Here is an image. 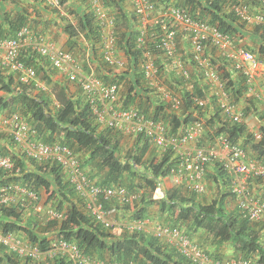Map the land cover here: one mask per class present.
I'll return each mask as SVG.
<instances>
[{"label":"trees","instance_id":"1","mask_svg":"<svg viewBox=\"0 0 264 264\" xmlns=\"http://www.w3.org/2000/svg\"><path fill=\"white\" fill-rule=\"evenodd\" d=\"M22 1L0 0V37H14L18 29L28 26L34 33L46 35L57 42L61 35L55 33L52 36L50 31L51 27H57L53 30H60L65 39L61 49L78 62L82 72L84 70L85 74L92 73L101 82L118 86L121 108L134 107L149 119L167 123L172 132L190 124L196 116L202 117L206 122V139L211 134H224L232 144L245 150L249 159L257 160L264 166V125L259 127L257 134L260 137L257 139L245 122L233 124L224 121L213 97H208L198 83H195L190 95L180 89L181 80L172 67L167 65L163 54L153 48L150 49V58L162 83L175 85L174 91L183 93V107L179 114L169 111L160 99L157 102L158 98L145 84L143 66L146 58L136 47V23L131 12L124 9L125 0H105L106 7L116 16L115 49L121 51L126 59L123 69L103 61V41L99 27L95 24L85 0H59L63 15L44 5L39 4L40 8L34 6V3H42L40 0H28V6ZM168 4L172 2L158 0L157 8ZM172 5L187 9L193 20L216 27L238 45L246 40L247 44L242 47L264 63V25H247L234 14L231 4L225 0H176ZM253 9L264 16V4L256 2ZM68 12L73 16L74 23L66 19ZM46 15H51L52 19L41 22L40 19ZM179 37L177 41L180 40ZM184 46L189 45L185 43ZM178 53L189 65L190 55L181 47H178ZM22 60L35 67L37 76H41L46 84L51 85V77L57 70L52 69L48 61L29 51L23 53ZM215 63L226 80L229 100L234 104H246L244 118L253 115L262 121L264 118L258 114L255 104L257 99L248 98L246 95L247 88L243 77L229 71V64L224 58L216 57ZM1 70L0 92L3 95L0 96V113L20 114L27 120L38 141L66 147L77 158L80 169L94 184L101 187H123L129 193L141 192L133 210L128 205L123 206L130 222L148 218L149 207L155 205L164 216V220H158L161 225L180 227L190 239L196 238L197 232L208 234L217 246L228 244L234 247L241 254V259L264 264V224L248 221L239 214L238 209L232 212L227 210L226 199L234 197L230 196V178L222 166L215 164L213 173L205 176L209 184L220 187L217 189L219 197L209 204L200 203L199 195L189 192L185 186H174L166 191L163 200L153 202L152 191L162 179L169 176L176 164L169 154L160 153L159 158L157 154H151L154 147L145 137L138 135L133 136L136 138L135 142L122 161V149L119 146V137L122 134L106 127H102L103 130L98 129L99 125L79 82L69 83L65 77H61L65 83L59 84L55 87V92L49 94L48 88L37 91L32 86L20 85L15 82L12 74ZM69 85H74L73 93ZM193 95L208 100L204 110L200 111L194 106L191 99ZM11 144L17 149L12 140ZM2 154L10 157L13 169L7 172L0 170V188L19 185L36 193L38 198L40 192L44 191L47 194L44 207L50 206L57 211H64L61 222H46L41 218L42 223L39 225L36 218L24 219L25 211L20 205L21 202L9 208H1L2 233L22 235L45 252L49 246V231L53 230L56 239L72 242L86 256L109 264H190L174 249L146 232H129L118 228L122 232L117 238L112 234L116 228L106 230L96 225L85 213L82 198L56 161L39 163L29 160L19 148L18 154ZM260 197L264 199V194ZM111 204L119 205L114 201L105 202L104 208L108 214L112 210ZM207 252L219 259L213 253ZM0 264H43V261L19 259L0 246ZM51 264L70 263L57 258Z\"/></svg>","mask_w":264,"mask_h":264},{"label":"built area","instance_id":"2","mask_svg":"<svg viewBox=\"0 0 264 264\" xmlns=\"http://www.w3.org/2000/svg\"><path fill=\"white\" fill-rule=\"evenodd\" d=\"M44 6L57 10L63 15L59 0H40ZM241 21L247 25H264V16L255 13L256 2L264 4V0H225ZM132 7L136 22L137 49L146 58L144 80L152 93L159 96L169 111L179 114L183 107L182 94L162 83L150 58V49L160 51L167 60L175 75L181 80L180 89L192 94L195 83L208 97H213L224 121L244 123L243 112L238 104L229 100L226 80L221 75L216 57H221L229 64V71L239 74L245 80L246 95L264 103V63L253 53L237 45L228 36L220 33L216 27L192 19L191 13L182 7L172 4L157 9L151 0H127ZM99 34L103 41L101 57L109 65L118 69L124 68V61L117 55L115 39V14L106 7L105 0H85ZM182 38L181 48L191 57L185 62L178 53L177 38ZM187 43L189 46H184ZM154 46V47H153ZM36 54L46 61L52 69L57 70L60 77L69 83L79 82L86 95L97 124L120 132L125 136L145 137L161 154H169L175 161L174 169L168 177L162 179L151 193L153 202L165 198L164 182L169 179L173 186H185L189 192L204 195L206 193L205 176L215 164L222 166L229 175L230 192L236 200L239 214L250 222L264 220V199L254 197L249 190L250 180L264 179V166L257 160L249 159L245 150L232 144L224 134L207 137L206 122L196 116L187 125L172 132L170 126L162 121L147 118L138 109L121 108L119 104V88L115 84H104L93 76L81 71L78 62L62 50L46 35L34 33L28 26L17 30L14 37H0L1 69L12 74L15 81L23 86H32L34 90H47L39 81L35 67L25 64L23 53ZM194 106L204 110L208 100L191 97ZM2 127L11 140L19 147L29 160L39 163L56 161L63 169L66 178L76 193L82 198L85 213L93 222L106 229L123 228L129 232H146L161 243L174 249L190 264H255L251 260L235 258L222 260L214 258L199 243L190 239L177 226L152 225L149 218L118 224L104 208L105 202L115 201L123 205H132L138 193H129L123 187H101L86 176L80 169L76 157L59 144L47 145L38 141L27 120L18 113H12L2 120ZM255 137L259 139V134ZM13 169L12 160L0 153V170ZM21 202L24 209H31L46 221L61 222L64 211L40 205L37 194L20 187L10 185L0 188V208H9ZM0 246L20 259L28 258L34 262L45 259H65L70 264H109L86 256L78 246L65 240L49 241L47 251L32 244L14 233L0 232ZM117 264V263H111ZM132 264V263H129Z\"/></svg>","mask_w":264,"mask_h":264},{"label":"rangeland","instance_id":"3","mask_svg":"<svg viewBox=\"0 0 264 264\" xmlns=\"http://www.w3.org/2000/svg\"><path fill=\"white\" fill-rule=\"evenodd\" d=\"M171 2H172V4H175V2H176V0H170ZM154 2L156 3V4H158V0H154ZM126 8H127V10L129 11L130 10V6L128 5V4H126V6H125ZM132 14V13H131ZM66 19L69 21V22H71V23H74L75 22V20L73 19V16L68 12V13H66ZM247 44V41L245 40V41H243V42H240L239 43V46L240 47H242V45L243 44ZM238 45V44H237ZM117 53H118V55L120 56V58L122 59V60H124V62L126 63V59H125V57L122 55V53H121V51H117ZM83 69V68H82ZM50 72H51V70H49ZM83 73H84V70H83ZM54 77H56V79H55V82H54V80H52ZM52 79H51V85H48V84H46L43 80H42V77L41 76H38V79H39V81H41L42 83H44V85L46 86V88H48V93L49 94H53L54 92H55V87H57L59 84H61V83H65L64 82V79L63 78H61L57 73H55L54 75H52V77H51ZM172 85H173V83H172ZM70 87H71V89L70 90H72L71 92L73 93V91H74V85L72 86V85H69ZM175 86V85H174ZM174 86H172V88L174 87ZM3 95V93L2 92H0V96H2ZM156 96V95H155ZM158 99H157V102H159V97L158 96H156ZM155 97V98H156ZM248 98H251L250 96H248ZM253 98V97H252ZM255 99V98H254ZM256 100V99H255ZM160 101H161V99H160ZM257 102H255V104H256V107H257V110H258V114H260V117L261 116H263V118H264V103H260L258 100H256ZM244 105H246V104H242V103H240L239 104V109L243 112V110H244ZM8 112H5V113H3V115H1V118L3 117H6V116H8ZM252 117H254V116H252ZM3 120V119H2ZM256 122H259V120L258 121H256ZM256 122L255 121H253V124H255V126H254V130H255V132L256 133H258V130H259V127H258V125L256 124ZM98 129L99 130H103V128L101 127V126H98ZM135 137H133V136H124V135H121L120 137H119V146L121 147V149H122V152H121V160L122 161H124L125 160V155L127 154V152L129 151V150H131V148H132V145L134 144V142H135ZM151 154H157V156H158V158L160 157V152L158 151V150H156V149H154V148H152V150H151ZM264 179H262L261 181H263ZM205 184H206V193L204 194V195H199L198 196V199L200 200V203H202V204H209L213 199H215V198H218L219 197V194H218V191H217V189H219L220 187H218V186H216V184H214L213 186L211 185V184H209L208 182H207V180H205ZM172 187H174L173 185H172V183H171V181L169 180V179H167L165 182H164V190H168V189H170V188H172ZM252 195H254V197H260V195H258V194H255V193H252ZM230 196H232L231 194H230ZM46 198H47V194L46 193H44V191H41L40 192V205H42L43 207H44V205H45V203H46ZM225 204H226V208H227V210L229 211V212H232V211H237V207H236V200H235V198H231V197H228L227 199H226V201H225ZM134 206V205H133ZM154 207H157V206H150V208H149V210H148V215H150L149 217H152V216H154V215H156V209H155V211H154ZM111 208H112V210H111V213H110V216L112 217V219L114 220V221H116L117 223H121V224H123V223H125V222H130L129 220L130 219H128V218H126V213H125V215H122V216H118L117 214H116V211L117 210H123V211H125V209H124V207L122 206V205H118V206H116V204H111ZM134 208V207H133ZM155 213V214H154ZM24 217V216H23ZM28 217H33V218H36V220H37V224H39L40 225V223H42L41 221H42V219H41V216L39 215V214H36L33 210H32V208H31V210H26V212H25V217H24V219L26 220ZM116 217V218H115ZM128 217V216H127ZM49 233H50V238H55V236H54V231L52 230H50L49 231ZM208 235V234H207ZM263 235V234H262ZM20 236H22V235H20ZM209 236V235H208ZM210 237V236H209ZM205 241L206 242H209V244L212 242V240L211 239H205ZM202 248H204V246L202 245L201 246ZM205 249V248H204ZM51 260H44L43 261V264H51Z\"/></svg>","mask_w":264,"mask_h":264},{"label":"crops","instance_id":"4","mask_svg":"<svg viewBox=\"0 0 264 264\" xmlns=\"http://www.w3.org/2000/svg\"><path fill=\"white\" fill-rule=\"evenodd\" d=\"M30 1H32V0H30ZM125 1H126L125 3L129 5V3L127 2V0H125ZM22 2L25 5L28 6V0H23ZM39 4L41 6H43L42 3H37V4L34 3V6H36V7L38 6L39 7ZM126 4H125V6H126ZM124 9L127 10L126 7ZM30 11H32V8H30ZM129 11H131V10H129ZM256 12L257 11L255 10V13ZM32 14H34V12H32ZM50 19H52L51 15L48 16V17L46 15L45 17L41 18L40 20H42L41 22H45V21L50 20ZM39 28H37L38 31H40ZM53 28L54 27H51L50 28V31H52L51 32L52 33V36L55 33H57V34L59 33V35H61V37L58 38V40L56 42V44L61 48L63 46L64 42H65L64 35L60 33V30L59 31H56V30H53ZM54 29H57V27L54 28ZM46 31L48 32L49 30H46ZM0 70H1V65H0ZM263 70H264V65H263ZM55 79H56V77H54L52 80H54V82H55ZM238 106H239V104H238ZM257 112H258V110H257ZM3 113H5V112H3ZM3 113H0V151L2 153H4V152L5 153H10V155L15 154V153L18 154V149H14L12 147L13 145L11 144V138H10L9 134L7 133V131L4 130V128L2 127V119H3V117L1 118V115H3ZM252 116L253 115H250V116L245 117L244 122L247 125V127H248V129H249L250 132H255V130H254L255 124H253V121L256 122L258 120L255 117H252ZM256 124L258 125V127L264 125V119L262 121L259 120V122H256ZM213 170H214L213 169V166L210 167L209 170H208V174L213 173ZM261 182H259L258 180H250V182H249V190L251 191V193H255V194H258V195L264 194V180L261 181ZM153 206H155V205H153ZM130 208L134 209L133 206L130 207ZM155 209H156V215H154L152 217H148L151 220V224L152 225H156L158 223V220H162V219L164 220V216L158 212L157 207H154V211H155ZM125 213H126L125 211L120 210V209L116 211V214L118 216L125 215ZM261 223L264 224V220L261 221ZM121 232H122L121 229L116 228V229H114L112 231V234H114L115 237L118 238L120 236ZM195 235H196V238L194 237V240L198 241L201 246L203 245L204 248L207 251L213 253L219 259L229 260V259L240 258V255L241 254L239 252H237V250L234 247H232V246H230L228 244L222 245V246H217L215 244V242H211L209 244V242H206L205 239H207V238L208 239H211V237H209L206 234H202L201 232H197Z\"/></svg>","mask_w":264,"mask_h":264},{"label":"clouds","instance_id":"5","mask_svg":"<svg viewBox=\"0 0 264 264\" xmlns=\"http://www.w3.org/2000/svg\"><path fill=\"white\" fill-rule=\"evenodd\" d=\"M153 3H154V5H155V7L157 8V4L153 1V0H151ZM129 6H130V12L132 13V15H133V12H132V7H131V5L129 4ZM161 8V7H160ZM157 9H159V8H157ZM258 13V12H257ZM260 14V13H259ZM134 22H135V18H134ZM136 23V22H135ZM136 27H137V25H136ZM180 38V40L179 41H177L178 42V45L181 47L182 46V38L181 37H179ZM56 43V42H55ZM124 61V60H123ZM124 67H125V65H124ZM16 82V81H15ZM104 84H106V83H104ZM107 85H110V84H107ZM169 86H171V85H169ZM172 87V86H171ZM153 95H156V94H154L153 93ZM118 96H119V94H118ZM157 96V95H156ZM159 97V96H158ZM248 97V96H247ZM250 97H252V96H250ZM160 98V97H159ZM254 98V97H253ZM161 99V98H160ZM162 101V100H161ZM259 101V100H258ZM119 102H120V100H119ZM260 102V101H259ZM200 111H202V110H200ZM5 118V117H4ZM3 118V119H4ZM245 119V118H244ZM99 125V124H98ZM99 126H101V127H104V126H102V125H99ZM125 136V135H124ZM11 138V137H10ZM14 143V142H13ZM17 146V145H16ZM19 147L17 146V149H18ZM1 153V152H0ZM2 154V153H1ZM3 155V154H2ZM3 156H7V155H3ZM7 157H9V156H7ZM10 158V157H9ZM7 172V171H6ZM207 174H208V172H207ZM262 180V179H261ZM229 191H230V188H229ZM134 193H138L139 195L141 194V192H134ZM232 195V194H231ZM138 198H139V196H138ZM138 198H137V200H138ZM134 201L133 202V204L132 205H128L129 207H132L133 205H135L138 201ZM115 202V201H114ZM118 203V202H117ZM119 204V203H118ZM119 205H122V206H124L123 204H119ZM134 207V206H133ZM1 209V208H0ZM24 209V208H23ZM27 210H31V209H27ZM130 210H133L132 208H130ZM24 211L26 212V209H24ZM110 215V214H109ZM111 217V216H110ZM112 218V217H111ZM151 221V220H150ZM116 222V221H115ZM125 223H128V222H125ZM119 224V223H118ZM121 224V223H120ZM1 232V231H0ZM18 236H20V235H18ZM22 239H24V240H26L23 236H20ZM55 239V238H54ZM50 240H53V238H49V241ZM27 241V240H26ZM7 251V250H6ZM20 259V258H19ZM91 259H94V258H91ZM45 260H49V259H45ZM94 260H97V259H94ZM44 261V260H43ZM52 261V260H51ZM97 261H100V260H97ZM103 262V261H102ZM104 262H106V261H104Z\"/></svg>","mask_w":264,"mask_h":264}]
</instances>
